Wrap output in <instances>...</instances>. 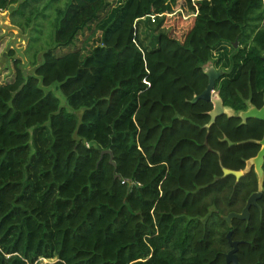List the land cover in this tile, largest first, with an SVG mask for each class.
<instances>
[{"label":"trees","instance_id":"16d2710c","mask_svg":"<svg viewBox=\"0 0 264 264\" xmlns=\"http://www.w3.org/2000/svg\"><path fill=\"white\" fill-rule=\"evenodd\" d=\"M109 1L0 0L34 68L14 59L0 85V264H226L229 232L239 264H264V182L248 221L223 219L257 192L223 169L264 122L207 127L213 104L192 103L212 65L224 107L262 108V1ZM84 30L87 52L55 55Z\"/></svg>","mask_w":264,"mask_h":264},{"label":"water","instance_id":"95a60500","mask_svg":"<svg viewBox=\"0 0 264 264\" xmlns=\"http://www.w3.org/2000/svg\"><path fill=\"white\" fill-rule=\"evenodd\" d=\"M237 44H234V47H236ZM264 62V58H263ZM204 74L206 75L208 79V84L206 89L203 91V93L199 96H196L193 98L192 103H195L199 100L211 102L213 104V109L209 113L210 115V121L207 125V127H211L216 119L222 115L227 116L228 118H235L241 120V124H245L248 120L254 119L260 122H264V105L261 109H257L256 107L252 106L248 103L247 109L245 111H234L231 108L224 107L220 98L214 97L213 94L215 92V82L219 80L223 75L225 74L223 71H216L213 66H209ZM228 142L229 146H233L232 143H230L226 138L224 139ZM260 145V150L258 151L257 155L245 163V169L243 171L235 172L230 171L227 169H223V176H233L236 181L240 180L241 177L247 173H249L251 170H253L257 176V192L253 193L247 200L246 205L242 212L240 214L237 213H230L226 217H224V221L228 224L229 227H231V223L233 219H237L240 221H248L249 220V210L252 206L257 205V200L261 197L263 192V182H264V172H263V165H264V134L261 139V141L258 142ZM205 146H207V143L205 142ZM105 154L103 152L101 154V157ZM232 232H229L226 236L227 242L229 247L231 248L230 251L225 255L226 264H239L236 252L238 243L232 241L231 239Z\"/></svg>","mask_w":264,"mask_h":264},{"label":"rangeland","instance_id":"374dc122","mask_svg":"<svg viewBox=\"0 0 264 264\" xmlns=\"http://www.w3.org/2000/svg\"><path fill=\"white\" fill-rule=\"evenodd\" d=\"M110 0L109 2H112ZM261 27H264V21L261 23ZM145 30V28H142ZM91 31L84 30L80 32L72 46L61 48L55 51V55L62 56L68 52L82 49L87 52L92 45L93 40L98 36L96 34L91 40ZM28 34H23L21 31L10 24L9 12H0V85L12 83L15 76V68L13 65L14 59L20 62V68L25 74H32L33 67L30 65V51H28ZM149 40L146 43L149 44ZM29 53V54H28ZM41 61L40 57L37 58V63ZM210 66V65H208ZM205 67V70L207 67ZM54 92V91H53ZM55 95L61 98L58 92H54ZM214 97H217V93L214 92ZM54 261H50L52 263ZM41 264H49V261H42Z\"/></svg>","mask_w":264,"mask_h":264},{"label":"built area","instance_id":"2783aa9c","mask_svg":"<svg viewBox=\"0 0 264 264\" xmlns=\"http://www.w3.org/2000/svg\"><path fill=\"white\" fill-rule=\"evenodd\" d=\"M196 0H193V3H195ZM262 1V4H263V8H264V0H261ZM167 16V15H166ZM150 21L153 23L154 20H155V17L154 16H150L149 17ZM145 84H147L145 81H144ZM148 85V84H147Z\"/></svg>","mask_w":264,"mask_h":264},{"label":"flooded vegetation","instance_id":"af4514ba","mask_svg":"<svg viewBox=\"0 0 264 264\" xmlns=\"http://www.w3.org/2000/svg\"><path fill=\"white\" fill-rule=\"evenodd\" d=\"M210 66H212V65H210ZM209 67V66H208Z\"/></svg>","mask_w":264,"mask_h":264},{"label":"crops","instance_id":"0c3cea01","mask_svg":"<svg viewBox=\"0 0 264 264\" xmlns=\"http://www.w3.org/2000/svg\"><path fill=\"white\" fill-rule=\"evenodd\" d=\"M237 47V46H236Z\"/></svg>","mask_w":264,"mask_h":264}]
</instances>
